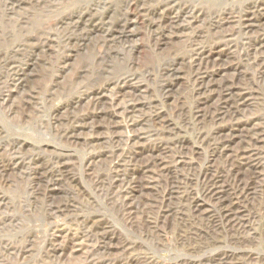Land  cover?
<instances>
[{
	"label": "rangeland",
	"instance_id": "rangeland-1",
	"mask_svg": "<svg viewBox=\"0 0 264 264\" xmlns=\"http://www.w3.org/2000/svg\"><path fill=\"white\" fill-rule=\"evenodd\" d=\"M0 264H264V0H0Z\"/></svg>",
	"mask_w": 264,
	"mask_h": 264
}]
</instances>
